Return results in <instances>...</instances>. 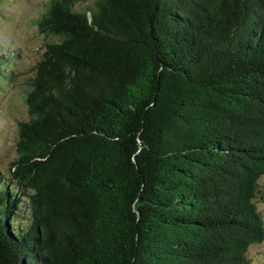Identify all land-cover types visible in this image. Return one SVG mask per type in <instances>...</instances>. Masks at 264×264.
Segmentation results:
<instances>
[{
  "label": "trees",
  "instance_id": "trees-1",
  "mask_svg": "<svg viewBox=\"0 0 264 264\" xmlns=\"http://www.w3.org/2000/svg\"><path fill=\"white\" fill-rule=\"evenodd\" d=\"M33 25L0 264H249L264 0H49Z\"/></svg>",
  "mask_w": 264,
  "mask_h": 264
},
{
  "label": "rangeland",
  "instance_id": "rangeland-1",
  "mask_svg": "<svg viewBox=\"0 0 264 264\" xmlns=\"http://www.w3.org/2000/svg\"><path fill=\"white\" fill-rule=\"evenodd\" d=\"M49 0H0V49L17 53L9 63L11 81L0 89V175L8 178L9 164L16 157L18 121L26 118L23 100L25 82L44 50L45 37L37 33L33 20ZM88 1V0H87ZM264 189V175L259 180ZM261 196V199L260 197ZM256 198L264 222V190ZM249 264H264V240L249 246Z\"/></svg>",
  "mask_w": 264,
  "mask_h": 264
}]
</instances>
